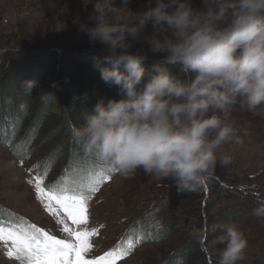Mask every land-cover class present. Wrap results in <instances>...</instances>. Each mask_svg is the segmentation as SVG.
I'll list each match as a JSON object with an SVG mask.
<instances>
[{
	"label": "clouds",
	"instance_id": "9594fccd",
	"mask_svg": "<svg viewBox=\"0 0 264 264\" xmlns=\"http://www.w3.org/2000/svg\"><path fill=\"white\" fill-rule=\"evenodd\" d=\"M128 2L112 9L97 3L95 26L79 25L90 43L104 46L107 55L96 65L100 78L119 86L123 97L98 99L72 135L125 177L142 169L178 191H196L217 163L218 150L240 143L238 129L217 113L237 103L250 111L264 105V0H201L199 7L192 0H156L131 20L117 12ZM132 40L161 54L142 90L137 86L147 53L130 51ZM166 64L179 65L177 74ZM24 82L29 90L36 87L33 80ZM213 230L224 233L217 239L225 245L219 264L244 259L247 240L237 227Z\"/></svg>",
	"mask_w": 264,
	"mask_h": 264
},
{
	"label": "rangeland",
	"instance_id": "374dc122",
	"mask_svg": "<svg viewBox=\"0 0 264 264\" xmlns=\"http://www.w3.org/2000/svg\"><path fill=\"white\" fill-rule=\"evenodd\" d=\"M97 3L105 9L123 6L122 0H0V57L5 55L4 52L16 51L25 46L34 50L37 48L40 53L43 52V55L48 53V55H45L46 60L53 62L55 65L60 53L56 54L52 51L57 49L63 54L67 53L73 56H66L64 66H71L73 74L82 73L84 63L75 57L92 56L93 51L89 49L93 48L105 50L104 46L99 43H90L88 35L79 30L81 23L87 22L89 26H95L98 22L99 13L93 14V5ZM155 3L156 0H129L127 7L131 11L124 8L122 10L117 9V12L126 19L131 20L135 12L147 11L150 7H155ZM192 3L194 7H199L201 0H192ZM90 16L91 19H89ZM64 24L63 30H55L64 26ZM145 33L149 35L152 33L150 24L145 29ZM129 39L131 40V38ZM131 42L132 48L130 51L135 52L137 49H142L147 53V56L153 59L148 60L152 64L160 58L161 54L151 53L146 43H138L134 40ZM30 49L29 51H33ZM23 50H26V48ZM100 53L107 55L103 51H100ZM42 56H36L35 61L42 63ZM15 59L20 60L18 57H15ZM16 66L19 67V65ZM1 68L0 99L3 103L0 104V132L5 127L9 130L11 121L20 123L19 118L15 115L22 109L19 102L15 101V97L19 94H12L11 92L14 89L13 85H15L10 77L11 70L7 73L3 66ZM55 71H57L56 68ZM54 79H57L56 74L45 77L39 83L37 82L40 89L31 98L32 108L36 107L38 109L40 102H46L47 98L53 95L50 93L53 86L48 84L50 81L53 82ZM24 96L26 95L24 94ZM61 99L63 98L58 97L53 100L54 105L53 107L50 106L48 110L50 111L49 116L46 113V119H43L40 125L51 127L54 123H63L65 119L70 118L67 104L63 107L57 106L61 103ZM11 103L14 104L13 107ZM27 113V123H24L26 125L22 127L36 126L37 120L35 118L38 112L32 110L27 111ZM217 114L220 115L223 121L233 124L238 129L240 143L224 145L218 150L217 163L214 166L218 169L217 171L211 169L208 179H212L213 175H217L227 184L238 185L242 183L249 187L257 185L264 194V105L250 111L246 106L237 103L228 113ZM19 116L21 118L20 113ZM38 123L40 122L38 121ZM13 137L14 141L10 147L4 146L0 141V219L15 222L17 218H24L26 221L48 230L51 234L57 235L58 238H64V234L60 231L61 225L57 223L55 217L45 211L43 205L36 199L33 186L27 181L32 179L34 174L43 175L47 172L45 183L53 184L66 173V170L67 174L71 175L78 167L97 163L99 157L91 151L79 160L72 161L75 153L70 152L71 155L66 158V162H54L51 154V141L45 138V133L39 134L34 142L31 139L29 142L32 143L27 144H25V141L29 137L26 130L19 131ZM225 155L229 157L228 162H224ZM29 169H32V172H29ZM158 186H166L168 192L177 190L174 184L168 181H159L145 174L142 169H138L134 175L127 177L117 171L110 173V179L101 185L100 190L90 202V220L87 227L89 229L97 228L98 234L92 237L93 249L89 258L103 255L104 252L109 251L112 246L117 244L116 242L123 233V229L128 227L130 221L139 214L136 205L152 199L160 201L158 198L160 193L158 192L161 190L160 188L156 189ZM154 188L155 191H153ZM226 188L217 184L212 185V197L208 200L209 205L213 204L212 226L214 228L216 224L233 225L246 238L247 248L244 252V259L238 261V264H264V216L260 217V213L255 215L254 211L256 212V209L254 207L250 219L252 221L255 217L256 220L247 226L242 220L234 222L232 219L226 220L223 215L215 214L218 208L226 210L234 202V199L228 193L221 190ZM178 198L175 204L170 205L165 210L163 216L156 212V215L151 217L150 224L158 226L165 222L169 223V221H172L171 217H174L175 222H181L186 216L185 213L188 208L183 206L185 205L184 199L180 195ZM247 198V196H242L238 201L241 202L242 200L248 206ZM202 200L200 199V201ZM183 228L182 233L165 238L159 243L154 241L151 244L134 249L128 257L119 259L117 264H149L151 260H154L153 264H156L162 258L161 255L164 254L165 249H171L172 247L178 249L180 246L182 248L191 247L197 238V235L194 234V224L185 222ZM221 232L213 229L209 231L210 234L215 235V238L224 234L223 231ZM215 245L216 240L213 239L208 248L214 251ZM201 247L203 252L206 253V247L203 246V243H201ZM4 251L5 249L0 245V264H18L14 259L7 258ZM214 253L215 257H218V250ZM215 261L218 264L217 260ZM191 264L197 263L193 262Z\"/></svg>",
	"mask_w": 264,
	"mask_h": 264
},
{
	"label": "trees",
	"instance_id": "16d2710c",
	"mask_svg": "<svg viewBox=\"0 0 264 264\" xmlns=\"http://www.w3.org/2000/svg\"><path fill=\"white\" fill-rule=\"evenodd\" d=\"M25 48L26 50H23ZM29 49V47L24 46L19 48V50L17 49L16 51L6 50L7 52H4L5 55L0 57V71H2L1 66L5 68L4 70L7 73L11 70L10 77L13 80L12 82L15 83V85H13L14 89L11 92L12 94H19L15 97V101L19 102L20 107H22L20 112L17 111L21 114V118L19 116V113L15 115L17 118H19L20 123H13L11 121L9 127L10 129L8 130V128L5 127L0 132V141H2L4 146L10 147L14 141L13 136L19 133V131L26 130L27 135L30 139H27V141H25V144H27L34 142V139H36L39 134L45 133V138L51 141V154L54 162H66V158L71 155L70 152H74L75 154H73V156L76 157H73L72 161H77L86 153L91 151L85 149L74 139L72 135L73 128L78 127L83 123V117L87 109L91 110L98 99L103 97L105 99V102H107L108 99L118 100L123 97V92L119 86L110 87L101 80L100 73L96 65L98 62L101 64L103 63V57L105 55L101 54L100 51H93V53L91 54L92 56L88 57H75L81 60L82 63H84V71L80 74H73V69L71 66H64V62L67 58L66 56L72 55L67 53L63 54L57 49L53 50L52 52L56 54L60 53L57 57L56 64L54 65L53 62H48V60H46L45 55H48V53H44L43 55V52L40 53V51H29ZM36 56H42V63L35 61ZM5 57L8 58L6 59ZM15 57L20 58V60L15 59ZM147 57L149 58V56ZM16 60L17 62L14 65V62ZM148 60L153 59L150 57V59H146L143 63L145 71L140 84L137 86L138 90L143 89L144 85L152 75V66L154 63L152 64ZM16 65H19V67ZM13 67L16 69H14ZM165 67H167L172 74H177L179 70V65L177 64H166ZM55 68L57 71H55ZM1 74L2 73H0V75ZM55 74L57 76V79H54L53 82L50 81L48 84L53 86V88L50 89V93L53 95L50 96V98H47L46 102H40V106L38 109L36 107L32 108L33 105L31 98L34 97L37 94V90L40 89L38 83L41 82V80H44L45 77ZM27 80L35 81L36 87H34L32 90H29L24 82ZM24 94L26 96H24ZM58 97H61L63 99H61V103L57 106L63 107V105L67 104L70 118L65 119L63 123H54L51 127L40 125L42 120L46 119V113L48 114L50 112L48 111L50 109V106L53 107V100L57 99ZM1 103L3 102L0 99V104ZM11 104L13 107L14 104ZM3 108H5V106H3ZM32 110L38 112V115H36L37 117L35 118V120H37V125L29 128H23L22 126L26 125L24 123H27V111L29 112ZM38 121L40 123H38ZM31 139L32 142H29L31 141ZM217 169L218 168H212L213 171H217ZM213 184H217L218 186L221 185L225 188L228 187L221 190H224L234 199L232 205H230L226 210H221L220 208H218L215 211V214H219L221 216L223 215L226 220L232 219L234 220V222L237 220H242L243 223L247 226L251 222H254L256 220L255 217L252 221L250 219L254 207L256 209V212L254 211L255 215L256 213H260V217L264 216V194L260 191L257 185H252L249 187L242 183L238 185L227 184L225 181L220 179L219 176L213 175L212 179H207L205 184L202 187L198 188L196 191L172 190L171 192H168V190L166 191V186L156 187V189L160 188L161 190L158 192L160 193L158 196L160 201L152 199L136 205L138 207L137 211L139 214L135 216L132 221H130L128 227L123 229L124 231L120 235L116 243L121 242L122 239L124 241L131 239L135 243L136 239L140 238L142 242L136 244V246L129 253L130 255L134 251V249H137L138 247H142L146 244H151L154 241L159 243L165 238H169L172 235L182 233V231L184 230L183 225L185 224V222H190L194 224V234L197 235V238L195 239L193 245L186 248H182L180 246L178 249H174V247H172L171 249H165L163 252L164 254L161 255L162 258L158 260L156 264H191L193 262H196L197 264H217L215 260H217L219 264V252L220 250H222V248H224L225 245L223 243H218V237L215 238V235L209 233L211 229L215 228H213L212 226L213 218L211 215L213 204L209 205L208 203V200H210L212 197ZM156 189L154 188L153 191H155ZM163 190L165 191L163 192ZM179 195L182 199H184L185 205L183 206L188 208V211L185 213L186 216L183 218V220L181 222H175L174 217H171L172 221H169V223L165 222L158 226L150 224L151 217L153 215H156V212H159L161 215L164 214L165 210L170 205H173L176 203V201H178ZM242 196L248 197V206H246V203L244 201H238ZM200 199L203 200L200 201ZM188 216L191 217L189 218ZM240 216H242V218H240ZM214 226H217V224ZM218 232L222 233L221 230H218ZM213 239L216 240L214 251L218 250V257H215L214 251L208 248L209 243ZM201 243H203V246L206 247V253L203 252ZM116 245L117 244L112 246V248ZM121 246L123 247L126 245L122 244ZM126 257H123V259ZM153 263L154 260H151L149 262V264Z\"/></svg>",
	"mask_w": 264,
	"mask_h": 264
},
{
	"label": "snow or ice",
	"instance_id": "6c2138e0",
	"mask_svg": "<svg viewBox=\"0 0 264 264\" xmlns=\"http://www.w3.org/2000/svg\"><path fill=\"white\" fill-rule=\"evenodd\" d=\"M114 171L112 165L98 158L97 163L78 167L71 175L66 170L53 184L45 183L47 172L34 174L27 182L33 186L36 199L45 211L61 225L64 238L24 218H17L15 222L0 219V245L5 249L4 255L18 264H117L119 259L128 256L142 242L140 238L135 243L122 239L103 255L89 258L92 237L98 234L97 228L87 227L90 202Z\"/></svg>",
	"mask_w": 264,
	"mask_h": 264
},
{
	"label": "water",
	"instance_id": "95a60500",
	"mask_svg": "<svg viewBox=\"0 0 264 264\" xmlns=\"http://www.w3.org/2000/svg\"><path fill=\"white\" fill-rule=\"evenodd\" d=\"M32 50H33V51H36V52L40 51V50H38V49H35V50L32 49ZM89 50H91V51H103L104 54H107L106 50L94 49V48H93V49H89ZM146 59H150V57H149V58L147 57Z\"/></svg>",
	"mask_w": 264,
	"mask_h": 264
}]
</instances>
